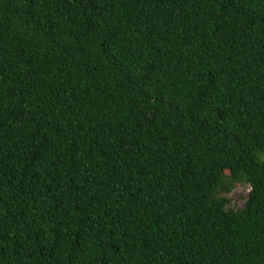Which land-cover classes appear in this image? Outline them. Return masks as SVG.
Instances as JSON below:
<instances>
[{
    "label": "trees",
    "instance_id": "trees-1",
    "mask_svg": "<svg viewBox=\"0 0 264 264\" xmlns=\"http://www.w3.org/2000/svg\"><path fill=\"white\" fill-rule=\"evenodd\" d=\"M0 264H264V0H0Z\"/></svg>",
    "mask_w": 264,
    "mask_h": 264
},
{
    "label": "rangeland",
    "instance_id": "rangeland-1",
    "mask_svg": "<svg viewBox=\"0 0 264 264\" xmlns=\"http://www.w3.org/2000/svg\"><path fill=\"white\" fill-rule=\"evenodd\" d=\"M247 191V184L233 181L229 172L225 170L215 189V197L226 199L227 208H241L247 196Z\"/></svg>",
    "mask_w": 264,
    "mask_h": 264
}]
</instances>
